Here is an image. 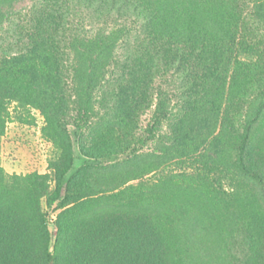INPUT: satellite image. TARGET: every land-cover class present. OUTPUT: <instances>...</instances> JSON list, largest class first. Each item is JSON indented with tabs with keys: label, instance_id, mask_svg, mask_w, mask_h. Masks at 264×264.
I'll list each match as a JSON object with an SVG mask.
<instances>
[{
	"label": "trees",
	"instance_id": "16d2710c",
	"mask_svg": "<svg viewBox=\"0 0 264 264\" xmlns=\"http://www.w3.org/2000/svg\"><path fill=\"white\" fill-rule=\"evenodd\" d=\"M174 1L180 6L172 7V0H78L99 15L133 17L138 27L63 26L61 32L45 36L42 24L52 14L39 13L36 28L19 36L18 53L0 58V135L8 105L16 102L42 112L59 151L49 162L55 174L53 190L46 174L6 175L0 168V264H187L183 253L202 233L197 208L171 202L172 190L129 184L152 172L158 160L139 155L148 135L136 134L137 118L154 100V122L167 117L168 98L152 85L171 72L175 95L195 111L189 116L188 110L175 114L178 123L171 140L181 144L197 132L202 118L195 114L196 104L208 99L203 85L224 70V60L192 22L200 11L207 17L219 9L230 14L238 0ZM255 7L264 19L263 5L258 2ZM56 37L64 47L56 45ZM251 90L258 92L257 100L245 116ZM238 95L237 110L214 136L215 154L228 155L239 179L234 186L238 205L242 199L252 206L258 198L264 206V155L255 138L264 125V72ZM214 102L215 98L210 118L216 123L220 107ZM71 104L79 120L75 129L95 118L91 128L95 139L89 146L79 132L78 149L85 160L66 178L75 160L67 129ZM250 184L258 190L250 189ZM218 192L227 200L226 190ZM101 200H107L104 207L97 204L92 209ZM224 205L228 211L226 201ZM49 210L59 211L54 222Z\"/></svg>",
	"mask_w": 264,
	"mask_h": 264
},
{
	"label": "rangeland",
	"instance_id": "374dc122",
	"mask_svg": "<svg viewBox=\"0 0 264 264\" xmlns=\"http://www.w3.org/2000/svg\"><path fill=\"white\" fill-rule=\"evenodd\" d=\"M244 1L245 5L241 4L242 0H238L234 5L236 10L230 7V14L219 9L213 10L207 17L204 11H200L198 20L192 22L195 29L205 34L211 45L215 46V50L219 52L218 59L224 60V70L219 75L212 76L206 86L203 85L204 90L208 91V99L204 98L196 104L195 114L202 118L197 125V132L184 138L181 144L171 140L173 128L178 123V116L175 114H183L188 110L189 116L191 112H195H190L192 106H185L175 95L176 82L171 72L164 77H157L152 85L154 90L160 88L168 98L167 117L159 123L154 122V100L152 106L143 110L137 118L136 134L148 135L147 143L139 151V155L143 158L152 155L158 160L152 172L129 184L139 185L138 187L152 186L156 190H172L174 197H170L171 202L179 204L184 201L197 208L199 230L202 233L192 243H188L189 248L183 253L187 264H264V206L258 198L250 206L241 199L242 194L239 195L241 205H238L239 201L235 200V182L239 179L234 177L228 155L223 151L215 154L213 142L217 132L226 127L230 114L237 110L238 94L247 90L253 79H258L260 73L264 72V19L255 12L258 2L264 8V0ZM174 4L178 5L172 0V7ZM39 13L52 14L46 15L48 21L45 25L42 24L45 36L58 33L63 26H85L92 30L98 27L114 28L121 24L130 28L138 27L134 24L133 17H117L114 12L99 15L94 8H87L78 3V0H0V58L18 53L21 46L19 36L36 28L35 20ZM188 19L189 16L185 23ZM57 38L54 39L57 41L56 45L64 47V43ZM222 49H225L226 55ZM118 51L122 53L123 49ZM107 70H112V67ZM211 71H214L213 68ZM108 76L110 74H107V78ZM257 95L256 90L248 93L245 116L255 108ZM214 98L215 105L220 107V119L216 123L210 118ZM69 107L67 129L73 142L75 160L66 178L85 160L78 149L79 132H82L89 146L93 145L95 139L91 131L95 118H89L84 123V126L88 124L85 128L75 129V123L79 121L77 112L72 104ZM95 110H99L98 105ZM8 112L5 131L0 135L1 170L6 175L24 176L32 172L46 174L49 190H53L55 174L49 162L56 158L59 151L51 140L42 112L36 108L19 106L16 102L8 105ZM259 124L261 122L256 124L255 129L260 127ZM187 128L188 126L185 131ZM255 138L264 155V125L257 131ZM134 146L140 148L139 145ZM222 188L227 192V200L224 198V201L228 204V211L223 195L218 192ZM249 188L255 192L258 190L252 184ZM101 201L93 204L92 209L94 206L95 209L98 208L97 204L104 207L107 200ZM42 206L46 208L45 199L42 200ZM49 212L54 222L59 211ZM49 228L54 238V224L51 223Z\"/></svg>",
	"mask_w": 264,
	"mask_h": 264
}]
</instances>
